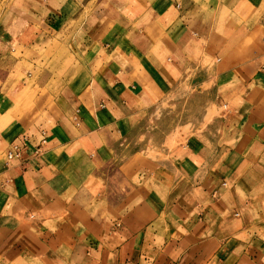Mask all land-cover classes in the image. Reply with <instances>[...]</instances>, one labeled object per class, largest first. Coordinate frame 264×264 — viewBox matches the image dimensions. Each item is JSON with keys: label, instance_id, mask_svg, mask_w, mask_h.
Returning <instances> with one entry per match:
<instances>
[{"label": "crops", "instance_id": "crops-1", "mask_svg": "<svg viewBox=\"0 0 264 264\" xmlns=\"http://www.w3.org/2000/svg\"><path fill=\"white\" fill-rule=\"evenodd\" d=\"M39 5L85 73L52 126L1 128L0 156L47 144L0 163V264H264V0ZM186 84L224 111L153 161L140 122Z\"/></svg>", "mask_w": 264, "mask_h": 264}, {"label": "rangeland", "instance_id": "rangeland-1", "mask_svg": "<svg viewBox=\"0 0 264 264\" xmlns=\"http://www.w3.org/2000/svg\"><path fill=\"white\" fill-rule=\"evenodd\" d=\"M39 3L40 0H0V138L1 128L12 125L52 126L62 118L61 96L67 95L61 81L78 80L85 73L80 67H70L73 58L57 40L42 39L46 32L39 18ZM177 92L183 93L185 99L177 102L176 95L167 97L153 108L154 115L138 127L151 129L148 138L152 146L166 140L162 149L148 152L147 157L153 161L165 159L163 150L170 152L188 141H205L213 119L224 111L201 99L190 100L198 92L189 84ZM228 133L219 132L221 136ZM138 135V143L147 139ZM12 161L15 160H8L6 152L0 156V163Z\"/></svg>", "mask_w": 264, "mask_h": 264}, {"label": "built area", "instance_id": "built-area-1", "mask_svg": "<svg viewBox=\"0 0 264 264\" xmlns=\"http://www.w3.org/2000/svg\"><path fill=\"white\" fill-rule=\"evenodd\" d=\"M47 144L46 138L42 136L37 142H33L28 135H22L20 138L12 142L9 149L6 152L8 160H18L24 153L30 150H34L37 154Z\"/></svg>", "mask_w": 264, "mask_h": 264}]
</instances>
